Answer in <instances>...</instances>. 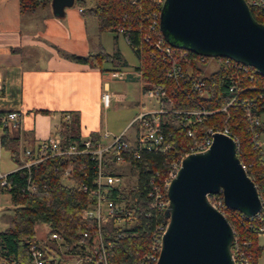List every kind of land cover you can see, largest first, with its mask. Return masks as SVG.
<instances>
[{
  "label": "trees",
  "instance_id": "16d2710c",
  "mask_svg": "<svg viewBox=\"0 0 264 264\" xmlns=\"http://www.w3.org/2000/svg\"><path fill=\"white\" fill-rule=\"evenodd\" d=\"M51 0H19L22 10H31L37 6L50 3ZM74 0L73 5L91 14L97 23L99 32L108 31L117 36L121 34L129 43L138 58L136 68L141 74L143 87L152 84L162 86L167 97L162 104L167 111L161 114V127L167 133L170 147L165 153L146 151L143 158L131 160L130 173L138 178L140 191L149 188V176L156 174V179L167 174L172 160L182 156L192 138L187 135V128L195 130L198 136L207 128H227L231 135L237 138V156L246 165V172L256 185L258 195L264 206V149L261 146V135L264 133V91L258 82L264 79L253 67L248 71L254 79H242L240 86L243 91L230 89L231 78L229 68L219 66L211 72L201 73L204 86L201 92L192 91L188 83L175 81L167 76L168 62L163 60L160 51L153 45L157 33L163 38V44H171L163 35L159 20L153 25V14L158 15L164 0ZM253 17L264 23V0L253 3L246 0ZM153 26V27H151ZM176 50L183 48L171 44ZM191 55L194 53L189 52ZM79 62L90 66H101L106 61L120 58L118 53L109 54L103 50L86 55H70ZM219 61L223 57H216ZM187 74H185L186 76ZM198 76L194 69L191 77ZM255 82V83H254ZM250 88H249V87ZM236 95L235 103L220 110L232 96ZM203 108L212 110L205 119L186 126L171 110ZM0 115H2L0 113ZM259 117V123L254 124L250 117ZM62 145L79 144L81 134L73 128L72 123L64 125L56 131ZM94 141L99 138L96 131L89 133ZM259 140L260 143L255 144ZM0 144L9 150L12 160L20 163L17 139L11 137L6 127L1 128ZM72 167L73 185L62 183L64 168ZM94 161L89 155L53 156L31 164L28 168L21 167L6 174L5 185H0V193H7L13 204L10 215V227L0 230V264L2 261L11 264H30L28 245L37 241L42 246L45 257L51 262V231H56L66 240L68 250L74 251L80 232L87 229L90 235L94 231V222L80 218L81 210L91 202V198L79 188L82 179L91 184ZM38 186L37 193H29L26 187L27 179ZM116 189L110 196L116 197ZM220 195L221 192H219ZM225 216L238 235L240 249L246 259L245 264H258L262 245L258 243L257 235L264 231V211L259 217L247 219L241 217L237 210L225 208ZM159 219L164 214H158ZM44 226V228H43ZM44 231L43 237H36V228ZM262 227V229H259ZM149 230L136 227L133 232L120 238L109 258L111 264H128L137 255L143 254L149 243Z\"/></svg>",
  "mask_w": 264,
  "mask_h": 264
},
{
  "label": "built area",
  "instance_id": "2783aa9c",
  "mask_svg": "<svg viewBox=\"0 0 264 264\" xmlns=\"http://www.w3.org/2000/svg\"><path fill=\"white\" fill-rule=\"evenodd\" d=\"M251 1L256 3L257 0ZM78 9L82 11L81 7ZM158 20L159 14H153V25L157 24ZM160 34L159 31L153 45L160 51L162 59L168 62L167 76L175 81H181L183 84L188 83L192 91H202L204 79L200 77L201 73L214 71L219 66L229 68L230 89L243 91L245 88L240 86L241 80L254 79L253 74L248 71L249 65H244L228 57H223L219 61L213 56L196 53L191 55L189 53L191 51L186 49L178 51L171 44L164 45ZM194 69L198 76L191 77ZM185 74L187 75L185 76ZM124 76V70L111 69L108 70L107 79H122ZM107 79L103 81V90L100 95L101 102L105 107L110 104L113 94L108 87ZM255 85L264 91V79ZM141 94L144 98L157 101L158 107L140 109L118 134L112 135L104 130L100 137L94 141L87 134L83 137L81 135L79 144L62 145L59 135L55 132L39 140L34 147L22 148L21 162L17 164L15 169L28 168L31 164L53 156L85 154L94 161L91 184L82 179L78 183L81 191L87 193L88 197L91 198V202L81 210L80 218L94 222L93 233L90 235L87 229H83L79 234L75 250L69 251L66 240L58 232L51 231V242L54 246L51 248V256H48L51 262L45 257V252L40 243L34 240L28 245L30 264H111L109 258L117 241L126 233L133 232L136 227H144L149 230L148 248L128 264H155L161 247V239L167 226L165 216L163 219H159L158 214H164L168 205L167 188L181 164V159L189 153L207 149L212 142L214 132L230 135L238 148L237 138L231 135L227 128H207L198 136L194 129L187 128V135L192 138V141L184 154L171 161L167 174L162 178L156 179L157 173L151 174L149 176V188L140 191L137 176L133 174L134 182L127 183L123 173L116 171V167L121 165L129 167L131 160L142 159L146 151L165 153L171 144L166 138V131L161 127V114L167 111L162 104V101L167 97L166 90L160 85L152 84L143 87ZM235 100L236 95L232 96L220 110H226V107L234 104ZM171 111L182 120L184 126L189 123L201 122L207 115L214 112L203 108L172 109ZM63 119L70 121V114L65 113ZM250 121L258 124L259 117H250ZM17 122L18 114L16 111H8L0 115V133L3 126L13 127L17 125ZM130 127H132V132L127 134ZM258 143H260L259 140L255 142V144ZM241 164L246 170V165L242 161ZM72 170V167H66L62 173V183L67 186L75 183ZM7 173H0V185L6 184ZM38 189L37 184L31 182L29 178L26 187L23 188V190L33 194L37 193ZM112 189H116L115 198L110 196ZM208 198L212 205L225 215L226 206L223 203L222 195L212 193L208 195ZM261 204L262 208L256 214L248 216L240 212L241 217L247 219L259 217L264 211L262 201ZM231 252L235 264L246 263L243 251L239 246L238 235L234 229ZM1 264L11 263L2 261Z\"/></svg>",
  "mask_w": 264,
  "mask_h": 264
},
{
  "label": "water",
  "instance_id": "95a60500",
  "mask_svg": "<svg viewBox=\"0 0 264 264\" xmlns=\"http://www.w3.org/2000/svg\"><path fill=\"white\" fill-rule=\"evenodd\" d=\"M74 0H51L61 17ZM159 26L171 43L196 54L228 57L252 66L264 77V23L246 0H164ZM221 192L227 208L256 214L262 204L253 180L237 156L236 142L212 134L207 149L181 159L168 188L167 226L155 264H235L233 229L208 195Z\"/></svg>",
  "mask_w": 264,
  "mask_h": 264
},
{
  "label": "crops",
  "instance_id": "0c3cea01",
  "mask_svg": "<svg viewBox=\"0 0 264 264\" xmlns=\"http://www.w3.org/2000/svg\"><path fill=\"white\" fill-rule=\"evenodd\" d=\"M73 6L65 7L64 15L57 17L50 3L22 10L19 0H0V113L18 114L17 125L6 129L17 139L20 156L22 148L34 147L73 120L82 137L93 131L100 137L97 125L102 109L110 105L105 107L100 99L103 81L108 70L120 68L105 62L100 67L90 66L72 59V54L103 50L118 53L120 58L115 60L122 59L125 76L107 79L111 99L122 102L130 96L133 115L122 130L140 109L158 107L157 101L142 96L137 65L128 64L118 48L107 50L95 18ZM65 113L70 114V121L63 119ZM257 240L263 247L258 264H264V231L258 233Z\"/></svg>",
  "mask_w": 264,
  "mask_h": 264
},
{
  "label": "rangeland",
  "instance_id": "374dc122",
  "mask_svg": "<svg viewBox=\"0 0 264 264\" xmlns=\"http://www.w3.org/2000/svg\"><path fill=\"white\" fill-rule=\"evenodd\" d=\"M92 0L89 1V5L92 4ZM75 7V5L73 6ZM88 15V13H85ZM89 31L90 35H92V28L91 25H89ZM103 44L105 48L109 51H112L113 48H118V50L121 52L123 59H125L128 64H138V58L132 51V49L129 47L128 43L126 42V39L121 35L118 34L117 36H114L113 33L108 31H103L101 34ZM115 37L118 41H116ZM105 64L118 66L121 70H124L126 67L121 60H115L112 63ZM117 87V86H115ZM114 88V87H112ZM114 90V89H113ZM116 90V89H115ZM130 100V96L127 97L125 101L117 102L113 99L110 101V105L107 108L102 109V115L99 120V123L97 127L99 128V131L102 133L104 130H107L112 135L118 134L122 128L127 124L130 117L133 115V110L129 108L128 101ZM262 118H264V114L262 115ZM73 128L77 131L79 129L77 128V123L75 120L72 122ZM132 132V127L129 128L127 134H130ZM261 146L264 149V133L261 135ZM14 166H16V163L12 160L9 150L5 147H0V173H6L10 171ZM116 171H120L125 176V180L127 183L134 182L133 174L130 173L129 167L127 165H121L116 167ZM12 207L13 204L11 203L9 199V195L7 193H0V230L7 229L10 227V215L12 214ZM44 228V226H43ZM44 231L41 230V228H36V237H43Z\"/></svg>",
  "mask_w": 264,
  "mask_h": 264
}]
</instances>
